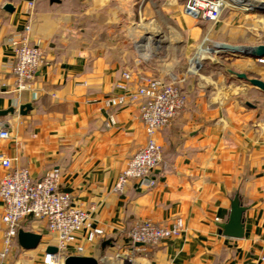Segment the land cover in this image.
Segmentation results:
<instances>
[{"label":"crops","instance_id":"0c3cea01","mask_svg":"<svg viewBox=\"0 0 264 264\" xmlns=\"http://www.w3.org/2000/svg\"><path fill=\"white\" fill-rule=\"evenodd\" d=\"M186 3L0 0V132L9 133L0 138V154L28 169L35 181L59 170L60 192L71 193L74 205L90 212L104 231L95 242L80 234L67 257L125 264L119 256L139 247L128 239L136 221L185 224L179 236L144 247L137 264L258 263L264 252V93L238 77L264 82V64L210 49L228 61L230 82L222 73L204 71L203 64L216 67L218 60L191 48L210 42L208 36L215 48L250 43L225 39L228 22L206 28L201 23L207 22L184 12ZM27 27L43 65L31 89L18 95L11 92L13 42ZM126 72L134 90L146 78L175 80L187 107L157 135L163 160L151 174L156 185L133 180L117 192L119 177L148 140L140 104L107 103L123 94L117 85ZM26 105L30 109L22 115ZM110 116L115 124L108 126ZM5 174L0 164V182ZM234 202L245 209L244 233L237 239L224 229ZM4 210L0 198V255ZM21 229L41 235V244L26 251L16 239L0 264H45L47 248L57 246L46 223L27 218Z\"/></svg>","mask_w":264,"mask_h":264},{"label":"built area","instance_id":"2783aa9c","mask_svg":"<svg viewBox=\"0 0 264 264\" xmlns=\"http://www.w3.org/2000/svg\"><path fill=\"white\" fill-rule=\"evenodd\" d=\"M34 6L35 3L30 2V8L33 9ZM228 6V0H187L184 12L192 18L214 23L220 20ZM30 33L31 28L27 27L13 42L15 83L11 92L18 95L31 89V84L43 65L42 50L31 43ZM259 62L264 64V59ZM132 80L131 73H124L123 81L117 85L123 94L111 97L107 103L109 106L140 104V119L148 140L146 146L128 162L119 177L115 187L117 192L123 191L133 180L148 187L156 185L151 174L163 160V148L157 141V135L179 118L187 107V97L176 85L175 80L166 82L146 78L135 90L131 89ZM114 124L115 118L110 116L108 126ZM0 138H9V133L0 132ZM0 164L6 169V174L0 182V198L5 204L2 221L7 226L5 248L0 255L2 260L9 255L21 224L27 218L45 222L49 233L57 241L59 253L47 254L44 258L45 264H64L70 246L82 233H85L88 242H95L104 235V231L94 225L90 212L74 205L71 193L60 192L59 170H53L35 181L28 169L16 168L13 160L2 154ZM184 230L185 224L182 220H177L170 226L157 225L151 221H136L128 232V239L139 247L119 258L125 264H137V253L144 251V247L157 246L164 240L179 236ZM263 263L264 252L258 263L245 264Z\"/></svg>","mask_w":264,"mask_h":264},{"label":"water","instance_id":"95a60500","mask_svg":"<svg viewBox=\"0 0 264 264\" xmlns=\"http://www.w3.org/2000/svg\"><path fill=\"white\" fill-rule=\"evenodd\" d=\"M5 9L12 12L13 7L6 5ZM246 13L264 15V0H254V7L251 9H243ZM215 50L221 51L229 56H241L255 60L264 59V45L246 46V45H230L228 43H219ZM240 79L246 80L249 85H252L264 93V82L258 79H249L245 74L238 75ZM30 109V105L23 106L20 113L26 114ZM245 209L238 203L234 202L232 207L229 222L224 226L225 233L231 238H241L244 233L243 214ZM18 244L26 251L35 250L39 247L42 241V236L20 229L17 236ZM59 253L57 247L47 248V254L56 255ZM64 264H99V261L91 257L68 256Z\"/></svg>","mask_w":264,"mask_h":264},{"label":"rangeland","instance_id":"374dc122","mask_svg":"<svg viewBox=\"0 0 264 264\" xmlns=\"http://www.w3.org/2000/svg\"><path fill=\"white\" fill-rule=\"evenodd\" d=\"M228 4L229 6L224 10L218 22H207L201 24L211 30L213 27H218L220 24L228 22L230 26L227 28V30L222 32L225 39L246 41L247 43H250L249 46L264 45V15L244 12L243 9H251V7L240 5L236 0H228ZM212 38L213 36H208L206 39L211 41L208 43H203L202 46H193L191 48L193 50L192 54L201 52L202 54H207L209 56L212 55L214 59L218 60L219 64H217L216 67L208 63L203 64L205 65L203 70L206 72L211 70V73L214 75H217V73H222L223 76L226 77L225 82L229 83V74L227 70H230L231 67L228 66V61L224 62L218 57L217 54L219 53L217 51L213 52L210 50H215L216 40ZM199 65H201V63Z\"/></svg>","mask_w":264,"mask_h":264},{"label":"bare ground","instance_id":"6f19581e","mask_svg":"<svg viewBox=\"0 0 264 264\" xmlns=\"http://www.w3.org/2000/svg\"><path fill=\"white\" fill-rule=\"evenodd\" d=\"M240 5H245L246 7H254V0H236Z\"/></svg>","mask_w":264,"mask_h":264}]
</instances>
